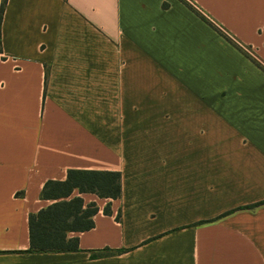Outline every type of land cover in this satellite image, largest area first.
<instances>
[{"label":"crops","instance_id":"obj_1","mask_svg":"<svg viewBox=\"0 0 264 264\" xmlns=\"http://www.w3.org/2000/svg\"><path fill=\"white\" fill-rule=\"evenodd\" d=\"M188 1L264 62V0ZM1 43L0 264H264V203L244 207L264 200V71L244 51L182 0H7ZM70 168L120 171L121 198L81 194L99 211L78 251L26 252Z\"/></svg>","mask_w":264,"mask_h":264},{"label":"trees","instance_id":"obj_2","mask_svg":"<svg viewBox=\"0 0 264 264\" xmlns=\"http://www.w3.org/2000/svg\"><path fill=\"white\" fill-rule=\"evenodd\" d=\"M182 1L227 40L244 51L264 71L263 61L251 55L188 0ZM6 2L7 0H1L0 4V50L2 49L1 20ZM167 5V3L163 4L164 7ZM75 191L79 194L73 195ZM82 193H94L99 197L109 199L121 198V172L70 168L67 170L65 179L47 180L43 185L40 196L43 199L52 200V203L29 215L30 245L26 252H64L78 251L80 249L78 237L71 236L70 234L94 227V215L99 211V207L95 201L85 203L81 196ZM262 203H264V200L244 207H254ZM103 211L105 214L112 213L110 203L106 204ZM116 219H121L120 210L116 215ZM119 251L121 250L104 247L92 251V255H110Z\"/></svg>","mask_w":264,"mask_h":264}]
</instances>
